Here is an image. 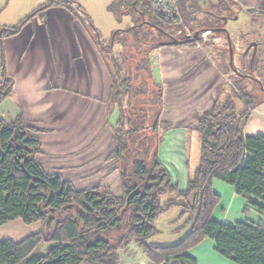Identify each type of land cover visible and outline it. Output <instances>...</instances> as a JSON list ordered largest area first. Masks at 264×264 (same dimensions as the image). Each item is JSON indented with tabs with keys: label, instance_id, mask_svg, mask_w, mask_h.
Wrapping results in <instances>:
<instances>
[{
	"label": "trees",
	"instance_id": "16d2710c",
	"mask_svg": "<svg viewBox=\"0 0 264 264\" xmlns=\"http://www.w3.org/2000/svg\"><path fill=\"white\" fill-rule=\"evenodd\" d=\"M118 1H114V6ZM202 1L179 0V3L183 7L189 2L194 10L200 9ZM152 4L153 0L133 3V12L141 17L150 15L139 28L149 26L167 34V21L154 12ZM53 6L68 9L74 6L70 9L86 18L96 46L106 51L99 31L77 0H49L41 4L27 20L11 28L9 36L18 34L28 22ZM211 7L210 12L215 14L217 8ZM137 26L125 33L136 35ZM123 33V30L116 31L110 45L117 43ZM258 54L251 59L249 69L264 75V58L260 61ZM106 66L112 78L111 102L116 99L120 103L124 96L120 90L115 93L113 75L110 66ZM3 77L0 103L13 93L14 85L4 66ZM157 85L162 105V87ZM128 90L127 86L126 94ZM223 93L200 119L197 129L200 162L190 175L185 191L172 182L157 155L153 157L152 167L142 163L135 169V176L142 180L138 185H130L126 170H119L121 196L102 188L77 190L60 175L47 174L37 161L42 146L38 134L44 132L43 129L28 123L22 112L13 120L0 117V229L16 220L25 225L40 223L42 226L40 232L21 242L0 238V264H120L119 251L132 243L153 264H198L187 251L206 238L213 239L216 251L236 264H264L263 223L246 221L230 226L213 219L214 209L221 202L213 188L214 180L235 187L237 194L248 199L251 207L264 213V206L252 200L264 201V135L244 134V123L259 100L254 99L243 108L236 103L237 95L223 101ZM158 123H155L156 128ZM114 142L117 146L110 159L122 162L128 146L117 136ZM174 208L182 210L181 219L187 218L188 235L171 246L150 243L157 233L156 221ZM41 245L47 246L45 253L38 252Z\"/></svg>",
	"mask_w": 264,
	"mask_h": 264
},
{
	"label": "crops",
	"instance_id": "0c3cea01",
	"mask_svg": "<svg viewBox=\"0 0 264 264\" xmlns=\"http://www.w3.org/2000/svg\"><path fill=\"white\" fill-rule=\"evenodd\" d=\"M234 2L264 18V0ZM45 14L47 21L44 28L39 27L40 33L23 27L6 40L7 74L14 85L13 93L0 103V117L13 120L22 112L28 123L44 130L38 134L42 146L36 159L47 174L60 175L80 191L102 188L121 196V174L114 159H110L116 148L110 71L88 28L67 8L53 6ZM26 33L29 38L21 40ZM152 58L153 71L157 70V78L152 71L153 78L162 87L157 129L163 136L156 155L172 182L185 191L190 175L200 162L199 122L222 94V78L198 43L155 47ZM244 134L264 135V99L250 110ZM213 188L221 197L213 212L215 221L230 226L246 221L264 224V213L251 207L249 200L238 195L235 187L214 180ZM252 200L264 206L263 200ZM175 211L180 212L176 219L164 220ZM181 215L180 208L162 215L155 223L157 233L150 243L171 246L181 242L190 231L187 218L181 219ZM22 223L16 220L3 226L0 238L10 240L3 229ZM39 225H29L31 233L26 237L40 232L42 226ZM136 252L142 251L137 248ZM187 255L198 264H236L216 251L211 238L188 250ZM142 256L143 263L153 264L144 253Z\"/></svg>",
	"mask_w": 264,
	"mask_h": 264
},
{
	"label": "rangeland",
	"instance_id": "374dc122",
	"mask_svg": "<svg viewBox=\"0 0 264 264\" xmlns=\"http://www.w3.org/2000/svg\"><path fill=\"white\" fill-rule=\"evenodd\" d=\"M48 1L0 0V82L4 79L3 66L6 72L9 67L6 48L9 30L19 26L41 4H46ZM77 1L99 31L102 41L106 44V51L99 50L106 65L110 66L113 82L115 83V93L120 90L124 96L120 103L115 101L116 99L112 100L110 106L114 120V136L120 138L128 146V150L125 151V159L122 162L115 161V163L118 164L117 167L120 171L122 169L126 170L130 185L142 183V180L135 176V169L142 163L147 167H152L153 157L156 155L163 136V133L155 127V123L159 122L160 118L161 100L157 85L159 81L155 79L157 78V70L153 71L152 68V52L162 42H169L171 38L183 40L185 36L193 35L196 31H199L200 40L195 43L200 44L220 73L222 93L224 92L222 100L225 101L228 97L237 95L239 100H236V103L245 108L252 104L251 102L254 99H264V75L253 73L249 69L253 50V47H249L251 43L260 44L259 60L261 61L264 58V18L259 13L242 9L234 0H203L199 4L202 10L198 7L194 10L191 9V4L187 2L181 7L183 23H170L164 20L167 34H162L149 26L139 28V25L149 20L150 15L141 17L133 12L132 5L135 0H119L115 3V6V0ZM113 6L114 8H112ZM211 6L217 8L215 14L210 12L213 8ZM70 8L67 9L73 17L84 28H88L86 18ZM146 10L148 9H144V11ZM235 16L236 18L228 23V34L233 49L232 68L230 65L228 36L220 33L217 27L222 26V18H234ZM216 18L218 21H215ZM46 21L47 15L43 14L36 16L34 21L28 22L24 27L29 28V32L40 33L38 29L39 27L44 28ZM134 25H138L136 35L132 36L130 33H125ZM118 30H123L124 33L119 36L117 43L112 46L110 43L113 35ZM28 38L29 35L26 33L21 40H27ZM37 44L38 49L41 50V42L38 41ZM247 50L250 52L245 55ZM126 61L127 63H125ZM151 69L155 78H153ZM123 83L128 86L127 94L125 93L127 86H123ZM192 159L195 161L194 152ZM164 200H167V198ZM179 213L175 211V213L167 215L164 220L176 219L175 217H178ZM182 224L180 225L182 226ZM20 226L12 224L3 229V233L10 240L19 242L31 233L29 225L23 224ZM22 226L26 228V231ZM113 236L116 239L117 236ZM137 248V246L131 244L130 247L121 249L119 251L122 258L121 264H146L143 263V253L139 252L138 254L136 252ZM46 250L47 246L41 245L38 252L45 253Z\"/></svg>",
	"mask_w": 264,
	"mask_h": 264
},
{
	"label": "built area",
	"instance_id": "2783aa9c",
	"mask_svg": "<svg viewBox=\"0 0 264 264\" xmlns=\"http://www.w3.org/2000/svg\"><path fill=\"white\" fill-rule=\"evenodd\" d=\"M152 7L167 22L183 23L179 0H153Z\"/></svg>",
	"mask_w": 264,
	"mask_h": 264
},
{
	"label": "water",
	"instance_id": "95a60500",
	"mask_svg": "<svg viewBox=\"0 0 264 264\" xmlns=\"http://www.w3.org/2000/svg\"><path fill=\"white\" fill-rule=\"evenodd\" d=\"M227 36H228V44H229V52H230V57H231V66L233 63V49H232V43H231V38L228 34L227 31ZM200 40L199 32L194 33L193 35H187L185 36V39L183 40H178L176 38H171L169 42H164L161 43L160 46H175V45H187V44H192L195 42H198ZM256 43H251L249 47H256Z\"/></svg>",
	"mask_w": 264,
	"mask_h": 264
},
{
	"label": "flooded vegetation",
	"instance_id": "af4514ba",
	"mask_svg": "<svg viewBox=\"0 0 264 264\" xmlns=\"http://www.w3.org/2000/svg\"><path fill=\"white\" fill-rule=\"evenodd\" d=\"M236 18V16L234 18H230V17H224L222 18V26H219L217 27L218 31L222 34H225L227 35V31H228V23L231 21V20H234ZM252 53H251V58L254 59L256 57V55L258 54V51H259V45L257 44L256 47H253L252 48ZM250 51L247 50L245 52V55H247Z\"/></svg>",
	"mask_w": 264,
	"mask_h": 264
}]
</instances>
